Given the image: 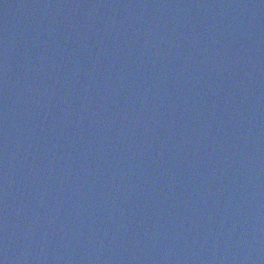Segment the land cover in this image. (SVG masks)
I'll use <instances>...</instances> for the list:
<instances>
[{"label": "water", "instance_id": "95a60500", "mask_svg": "<svg viewBox=\"0 0 264 264\" xmlns=\"http://www.w3.org/2000/svg\"><path fill=\"white\" fill-rule=\"evenodd\" d=\"M0 264H264V0H0Z\"/></svg>", "mask_w": 264, "mask_h": 264}]
</instances>
